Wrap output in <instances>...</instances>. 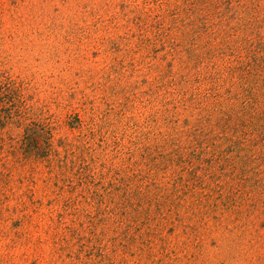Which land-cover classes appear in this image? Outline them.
<instances>
[{"label": "rangeland", "instance_id": "374dc122", "mask_svg": "<svg viewBox=\"0 0 264 264\" xmlns=\"http://www.w3.org/2000/svg\"><path fill=\"white\" fill-rule=\"evenodd\" d=\"M263 56L264 0H0V264H264Z\"/></svg>", "mask_w": 264, "mask_h": 264}, {"label": "trees", "instance_id": "16d2710c", "mask_svg": "<svg viewBox=\"0 0 264 264\" xmlns=\"http://www.w3.org/2000/svg\"><path fill=\"white\" fill-rule=\"evenodd\" d=\"M264 57V56H263ZM260 58L262 57H258V59L254 60L253 63H254V66H255V75L254 77L258 80L259 77H261L262 79L261 80H264V61H261L260 62ZM262 90V95L264 96V88L260 89ZM9 87H8V84H5V83H2L0 82V100L3 99L8 96V93H9ZM11 92V91H10ZM10 95V94H9ZM1 103V102H0ZM4 103V102H2ZM10 120V117H6L3 121H2V124H7ZM1 126V125H0ZM3 127V126H2Z\"/></svg>", "mask_w": 264, "mask_h": 264}]
</instances>
